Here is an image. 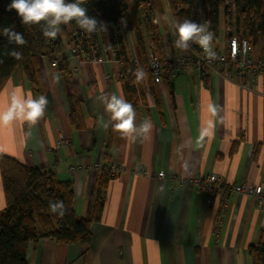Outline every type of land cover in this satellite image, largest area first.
Returning <instances> with one entry per match:
<instances>
[{
  "label": "crops",
  "instance_id": "1",
  "mask_svg": "<svg viewBox=\"0 0 264 264\" xmlns=\"http://www.w3.org/2000/svg\"><path fill=\"white\" fill-rule=\"evenodd\" d=\"M224 20L222 10L212 41L220 52L226 49ZM174 40L169 37L171 46L165 44L162 57L186 52ZM250 41L254 58H263L264 36ZM145 47L146 59L155 54ZM40 64L49 101L45 114L35 123L0 122V157L72 181L76 215L85 219L100 179L96 166L111 164L123 172L108 183L104 212L91 226L89 247L44 238L30 245L28 264H251L249 248L264 242V210L233 189L264 186V71L248 75L247 87L210 70L200 73L195 66L155 90L144 77L134 98L135 125L147 120L152 128L132 139L112 127L100 100L116 94L131 103L125 77L119 76L123 68L110 61L93 65L68 60L83 101L86 129L77 130L70 124L59 67L53 68L48 57ZM110 74L114 79L108 82ZM20 88L37 97L19 70L0 93V112ZM210 123V134H205ZM161 172L164 179L158 178ZM212 176L220 178L214 192L206 187ZM5 207L0 172V212Z\"/></svg>",
  "mask_w": 264,
  "mask_h": 264
},
{
  "label": "trees",
  "instance_id": "2",
  "mask_svg": "<svg viewBox=\"0 0 264 264\" xmlns=\"http://www.w3.org/2000/svg\"><path fill=\"white\" fill-rule=\"evenodd\" d=\"M170 1L175 9L177 3L186 7L182 12L175 13L181 23L184 20L195 22L193 0ZM10 2L11 0H0V93L15 72L20 70L25 74L34 93L37 96L45 95L41 58L48 57L51 62L58 61L59 71L63 75V83L69 99L70 124L77 130L86 129L83 101L76 92L68 61L61 58V46L59 44L47 46V38L43 36L41 26L22 25L15 10L8 11ZM225 2L226 0H206V13L211 20L210 31L214 33L213 42L216 39L215 27L219 23L220 12L223 10L224 17L227 14ZM234 2L237 10L235 23L237 33L249 40L258 35L264 36V0H234ZM158 4L161 6L160 0ZM106 5L107 0H88L85 6L89 12L94 13L93 10L96 8L106 9ZM73 24L76 28L77 25ZM7 28L22 33L26 43L23 45L10 43L7 36L3 35L4 29ZM138 35L140 39L137 43V50L145 72L144 77L148 76L154 86L155 83L149 69V58L145 57L146 42L141 33ZM159 40L155 39L153 53L162 57L161 51L164 50L165 45ZM14 51L21 54L19 59L11 54ZM124 69L129 100L133 106H137L134 98L140 89V81H137L136 76L130 72L129 63ZM153 88L156 89V86ZM158 101L157 98V103ZM110 165L102 166L90 214L85 219L76 215L72 181H61L53 171H41L1 156L0 172L6 207L0 212V264H28L27 253L30 245H36L44 238L54 239L61 244L81 243L89 247L93 237L91 226L101 221L104 212L108 183L111 179L110 173L107 172ZM56 201H63L65 205L66 212L62 217L50 211V202ZM249 256L251 264H264V242L250 247Z\"/></svg>",
  "mask_w": 264,
  "mask_h": 264
},
{
  "label": "built area",
  "instance_id": "3",
  "mask_svg": "<svg viewBox=\"0 0 264 264\" xmlns=\"http://www.w3.org/2000/svg\"><path fill=\"white\" fill-rule=\"evenodd\" d=\"M158 0H107L106 9L96 8L94 13L89 12L98 21L107 26L106 29L86 34L78 28H74V22L68 25H61V31L55 39L47 38L46 45L54 46L59 44L62 48L61 58L67 61L71 58L77 59L81 63H90L97 65L103 62H112L123 68L119 76L124 78L126 72L124 67L130 64V72L135 75L137 68H142V63L138 55L137 41L138 34L142 30L144 41L150 50H154L155 39H160L162 43V33L164 22H162L161 12L157 7ZM164 5V16L167 17L169 26L174 21L181 22L175 13L186 9L180 3L176 4V9L172 6L170 0H160ZM195 7V23H204L210 31L211 20L206 13V0H193ZM225 7L227 14L225 16L224 34L226 37V49L222 52L212 47L214 56L207 54L198 46L193 44L189 50L177 58L159 57L158 54H151L149 58V69L153 82L163 88L166 82L174 80L181 73L187 72L192 66H195L200 73L211 71L228 80H239L244 87H247V76H258L264 71V57L256 60L253 56V45L251 41L240 36L236 31L235 23L237 17L236 4L234 0H226ZM161 25V27H160ZM174 33L175 28L170 27ZM158 29V31H157ZM175 36V35H174ZM59 62L53 61L52 67L57 69ZM105 79L111 82L114 79L112 74L107 75ZM66 137L63 136V139ZM66 144H70L67 138ZM102 170V165L98 164L95 168ZM71 171H75L74 168ZM110 177L114 178L123 172V168L111 166L107 168ZM163 172L158 174V178L164 179ZM191 178H185V182ZM220 178L212 176L206 185L210 192L216 191V184ZM201 184L200 181H195ZM228 191V189L224 188ZM234 192L252 198L257 206L264 210V186L263 185H241L236 186Z\"/></svg>",
  "mask_w": 264,
  "mask_h": 264
},
{
  "label": "clouds",
  "instance_id": "4",
  "mask_svg": "<svg viewBox=\"0 0 264 264\" xmlns=\"http://www.w3.org/2000/svg\"><path fill=\"white\" fill-rule=\"evenodd\" d=\"M88 0H11L8 11H13L21 19L22 25H38L43 29L45 38L55 39L61 31V25H68L74 22L80 30L86 34H92L107 26L98 21L94 16H90L88 8L85 6ZM167 20V17H165ZM43 22V24L41 23ZM170 27L175 28L174 46L178 49L187 51L193 44L198 45L207 56H214L211 43L214 33L209 31L205 24H197L191 20H184L182 23L174 21ZM3 35L7 36L10 43L23 45L26 43L23 34L14 29H4ZM19 59V52L11 53ZM137 81H141L145 72L142 68L135 71ZM100 100L104 103L106 110L110 113V121L115 130L135 139L134 133H148L152 128L150 121L137 128L135 125L136 112L131 103L124 97L113 94L110 97L101 96ZM49 101L45 95L33 97L31 93H26L22 88L17 89L12 97L11 104L6 111L0 112V122H37L44 116ZM108 127L106 123L104 125ZM212 125L209 124L205 134H210ZM50 211L59 216H64L66 212L63 201L50 202Z\"/></svg>",
  "mask_w": 264,
  "mask_h": 264
},
{
  "label": "rangeland",
  "instance_id": "5",
  "mask_svg": "<svg viewBox=\"0 0 264 264\" xmlns=\"http://www.w3.org/2000/svg\"><path fill=\"white\" fill-rule=\"evenodd\" d=\"M157 7H159L158 9H159V11L160 12H163L164 11V9H166L165 8V6L164 5H159L158 4V2H157V5H156ZM243 23V22H242ZM167 24V27H165V25H164V30H163V32H165L166 31V33L167 34H164V33H162L164 36H163V38H162V40H163V45H165V44H167V46H168V48H169V46H171V43H170V41H169V37L171 36V37H173V38H177L176 36H174V33L171 31L170 32V29H169V32L167 31V29H168V26H169V24L168 23H166ZM243 25H244V23H243ZM160 27H161V25H160ZM157 31H158V29H157ZM217 45V44H216ZM167 46H164V50H165V48L167 47ZM215 47V46H214ZM173 52V51H172ZM148 85H149V88H151L152 90H155L153 87V84H152V82H150V81H148V83H147ZM156 86V85H155ZM58 133L61 135V134H63L62 133V130H58ZM64 135V134H63ZM65 136V135H64Z\"/></svg>",
  "mask_w": 264,
  "mask_h": 264
}]
</instances>
